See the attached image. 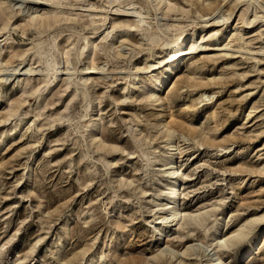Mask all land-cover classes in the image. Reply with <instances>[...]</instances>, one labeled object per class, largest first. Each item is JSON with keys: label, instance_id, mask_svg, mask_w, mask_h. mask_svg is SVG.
I'll use <instances>...</instances> for the list:
<instances>
[{"label": "rangeland", "instance_id": "obj_1", "mask_svg": "<svg viewBox=\"0 0 264 264\" xmlns=\"http://www.w3.org/2000/svg\"><path fill=\"white\" fill-rule=\"evenodd\" d=\"M189 31L229 46L186 55L155 100L149 63ZM88 60L106 71L83 87ZM173 164L182 215L159 243L223 222L210 253L237 264L264 237V0H0V264H171L152 225Z\"/></svg>", "mask_w": 264, "mask_h": 264}, {"label": "bare ground", "instance_id": "obj_2", "mask_svg": "<svg viewBox=\"0 0 264 264\" xmlns=\"http://www.w3.org/2000/svg\"><path fill=\"white\" fill-rule=\"evenodd\" d=\"M159 3H167V0H157ZM33 4H38L33 1ZM124 16H134L137 18L138 22H143V17L141 13L135 10L133 7L123 9ZM40 17L42 22H46V17H43V14L32 15V20L36 17ZM106 19V16L103 17V20ZM161 19V18H159ZM253 23V21H251ZM163 26L168 25L166 23H162ZM132 26V25H128ZM171 27V26H170ZM160 28V27H159ZM183 33V32H182ZM227 36H219V35H209L207 37H195L193 31H189L187 33L178 34L171 40H168L163 48V54L157 55L154 57L151 63H149V72L150 78L153 79V96L155 100L160 99L161 95L169 89L173 78L180 72L182 69L183 63L186 61V55L190 53L196 54H209L213 51L225 50L226 47L229 46V43L226 42ZM160 69V74L157 75L155 71ZM27 71H33L31 68H27ZM106 68L105 65L97 66L91 60H88L81 69H79V77L78 79L81 82L83 87H87L90 85V76L93 72H100L101 74L105 73ZM71 73H75V70H71ZM137 79V78H136ZM90 92V90H89ZM169 115H171V109H169ZM93 143L97 145H103L105 150L106 145L102 144L101 137L96 136L93 138ZM112 161H109L108 164L111 165ZM170 172L169 176L173 179V184L168 188L167 191V203L169 204L168 209L162 215H158L155 218V222L153 223V231L156 232V241L158 246H161L158 249V252L155 254L156 257H163L167 261H171V264H183L184 256L190 255L197 248L201 249L204 256L207 257V264H225L221 259L217 252L214 250L213 253H210L214 247L210 248V245L213 243L214 239H217L221 236L222 230L224 228V223L221 222L219 227H216L214 230V234L211 238L212 243L202 246L199 243L195 242L192 244H188L182 251L175 249L169 245L162 246L163 243H159L161 239L166 237V231L168 229L169 224H164L165 222H172L177 220L182 215V210L179 206V195H180V184L178 181V176L180 175V170L178 165L173 164V166L169 167ZM162 226V230H159V227ZM238 234V233H237ZM264 239L262 237V233L257 235V240L250 246L248 250L240 255L238 258L237 264H247L249 258L253 255L261 241ZM226 241V240H224ZM216 245V244H215ZM243 256V257H242ZM242 259L240 260V258ZM94 260V259H93ZM10 264V262H7Z\"/></svg>", "mask_w": 264, "mask_h": 264}]
</instances>
